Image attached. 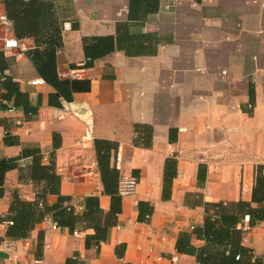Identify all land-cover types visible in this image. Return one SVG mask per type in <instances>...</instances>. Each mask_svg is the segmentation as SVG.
Segmentation results:
<instances>
[{
	"label": "crops",
	"instance_id": "obj_1",
	"mask_svg": "<svg viewBox=\"0 0 264 264\" xmlns=\"http://www.w3.org/2000/svg\"><path fill=\"white\" fill-rule=\"evenodd\" d=\"M53 1L63 20L58 73L89 78L91 90L52 104L56 90L25 54L34 37L17 39L19 56L7 54L6 74L40 107L31 120L21 109L0 110V158L38 147L44 164L55 161L61 194L73 202L99 195L109 211L96 146L106 140L111 166L137 186L122 197L105 242L88 245L93 229L54 228L50 216L29 237H8L14 196L35 201L42 187L20 179V168L32 162L21 158L20 168L7 172L0 200V264H171L174 257L177 264H200L176 243L181 232L204 223L211 204L236 212L240 202L263 206L254 191L259 170L264 173V0H146L155 10L140 19H130L131 0ZM0 30L1 47L14 37L1 0ZM93 36L116 37L121 46L89 67L84 38ZM37 78L43 81L32 84ZM88 119L94 140L83 148ZM7 128L20 143H4ZM58 200L49 194L46 203ZM140 202L151 211L141 221ZM238 227L242 244L264 258V220L250 225L241 217ZM192 242L203 245L195 236Z\"/></svg>",
	"mask_w": 264,
	"mask_h": 264
},
{
	"label": "trees",
	"instance_id": "obj_2",
	"mask_svg": "<svg viewBox=\"0 0 264 264\" xmlns=\"http://www.w3.org/2000/svg\"><path fill=\"white\" fill-rule=\"evenodd\" d=\"M1 2L4 4L6 19L12 25L14 36L17 39L34 37L35 47L26 50L25 54L44 81L56 90L50 97L52 104L60 106L61 100L72 102L77 93L91 90L92 82L89 78L63 79L58 73L57 53L63 45V20H60L53 0H1ZM148 5L149 2L146 4V0H131L130 19H140L149 11L155 10ZM120 46V40L113 36L84 38L87 65L93 66L96 59L115 51ZM10 62L11 58L0 49V110L21 109L25 114V120H31L38 113L40 105L33 104L29 94L21 91L19 82L6 74ZM4 143L11 145L20 141L8 129ZM96 146L103 192L111 200L109 211L101 207L99 195L91 194L73 202L71 196L61 194L62 177L56 171L55 161L44 164L38 147L25 146L20 157L0 158V200L6 192L7 172L20 168L19 160L23 157H31L32 162L20 168V179L28 178L36 185L42 186L35 201H26L19 195L14 196L7 219L8 237L27 238L38 223L50 216L58 227H67L71 232H74L77 226L93 229L94 233L86 238L88 245L90 240H96L97 243L108 240L112 227L118 222V214L122 211V196L119 193L120 173L110 164L112 144L106 140H98ZM167 177L166 173V181ZM256 180L254 201L262 203V207L251 208L248 203L240 202L238 204L240 210L236 212L229 211L224 204H211L201 226L179 234L176 243L178 252L196 256L200 264H264V258H256L252 249L242 244L243 230L238 227L241 217L245 219V216H249L250 225L264 220V173L261 170ZM49 194L59 196L57 204L50 206L46 203ZM139 207L141 221L144 220V214L151 211L150 206L144 202H140ZM211 208L213 211H210ZM144 210L150 212L144 213ZM193 236L202 241L203 245L194 244ZM3 240V237H0V245Z\"/></svg>",
	"mask_w": 264,
	"mask_h": 264
},
{
	"label": "built area",
	"instance_id": "obj_3",
	"mask_svg": "<svg viewBox=\"0 0 264 264\" xmlns=\"http://www.w3.org/2000/svg\"><path fill=\"white\" fill-rule=\"evenodd\" d=\"M66 28L70 27V23L65 24ZM13 30V29H12ZM14 34V33H13ZM19 43L17 38L11 37V38H4L3 45L0 47V49L4 50L6 54H11L14 56H19ZM43 79L37 78L31 81L32 84H38L41 83ZM68 109V108H67ZM85 131L84 134L81 137V146L83 148L87 147L93 140H94V124L92 122V119H88L85 121ZM118 161H121V157L117 158ZM137 186V180L133 177H123L119 181V193L122 197L131 195L135 192ZM42 205V203H41ZM249 216H245L244 221H248ZM54 228H57V224H53ZM177 257H174L172 259L171 264H177Z\"/></svg>",
	"mask_w": 264,
	"mask_h": 264
},
{
	"label": "rangeland",
	"instance_id": "obj_4",
	"mask_svg": "<svg viewBox=\"0 0 264 264\" xmlns=\"http://www.w3.org/2000/svg\"><path fill=\"white\" fill-rule=\"evenodd\" d=\"M1 31V30H0Z\"/></svg>",
	"mask_w": 264,
	"mask_h": 264
}]
</instances>
